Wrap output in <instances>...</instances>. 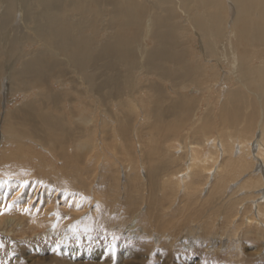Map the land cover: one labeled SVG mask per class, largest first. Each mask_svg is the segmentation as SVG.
I'll return each mask as SVG.
<instances>
[{
  "label": "bare ground",
  "instance_id": "bare-ground-1",
  "mask_svg": "<svg viewBox=\"0 0 264 264\" xmlns=\"http://www.w3.org/2000/svg\"><path fill=\"white\" fill-rule=\"evenodd\" d=\"M195 30L200 32L198 38L187 41V35ZM194 40L201 52L199 47L187 49ZM88 45L89 61L80 57V51ZM144 57L150 60V66L143 69L147 72L140 84L123 71L116 72L117 62ZM186 81L199 84L198 96L191 90L195 88L183 85ZM82 82L88 84L89 90L83 89ZM194 83L190 86L194 87ZM65 88H69L66 101L71 103L73 99L68 94L74 92L82 103L94 99L95 106L86 107L71 120L61 117L58 109L64 105L65 94L58 93ZM139 89L145 96L138 97ZM1 93L7 105L22 98L19 104L0 111V138L8 148L0 153V169L6 171L0 175V213L11 208L31 218H46L58 199H73V207L80 204L75 194L58 198L53 187H40L35 180L25 190V185L10 176L20 159L29 171L32 165L40 171L44 160L39 149L63 160L60 164L65 165L68 143L87 136L86 150L103 144L107 148L111 141L129 155V162H133L131 146L124 140L133 137L136 148L140 147L136 160L147 164V182L154 187L164 170L168 183L178 187L187 199L192 189L195 192L197 187L206 190L210 186L222 190L243 175L242 188L251 189L250 181L257 180L264 190V0H0ZM193 98H199L197 105ZM141 104L145 107L140 119L144 123L135 125L130 132L128 111ZM100 107L106 112L99 114ZM121 109L119 114L117 110ZM246 109H251L250 114ZM112 114L119 115L116 129L105 120L114 122L109 118ZM199 119V126L184 128L186 122L197 125ZM91 120L95 121L89 126ZM163 122L172 125L164 130ZM258 122L261 134L252 152ZM150 128V141L143 145V132ZM213 128L218 135L210 139ZM47 129L63 135V147L59 145L58 149L54 144L58 142H49ZM185 129L191 130L194 141L169 143L165 150L160 143H153L158 138L166 144L170 139L177 141L176 136L181 137ZM201 134L208 136L203 143L198 142ZM98 135L102 140L95 139ZM76 142L75 154L70 158L74 163L82 157L76 152L81 151ZM29 144L36 147L35 154ZM110 146L121 153L115 145ZM159 152L164 160L157 156ZM88 156L83 154L85 162L90 161ZM158 161L174 165L175 170L162 169ZM236 163L241 165L240 170ZM253 167L257 172L251 171ZM21 171L26 178L31 176V172ZM126 199L129 201L130 196ZM254 205L255 215L247 218L244 225L264 230L261 205ZM39 220H33V225L38 226ZM85 259L84 264H92L90 260L109 262L97 250Z\"/></svg>",
  "mask_w": 264,
  "mask_h": 264
},
{
  "label": "rangeland",
  "instance_id": "rangeland-1",
  "mask_svg": "<svg viewBox=\"0 0 264 264\" xmlns=\"http://www.w3.org/2000/svg\"><path fill=\"white\" fill-rule=\"evenodd\" d=\"M225 21L224 12L221 26L223 30L226 28ZM176 27L177 30L180 28V26ZM116 32L118 33V31ZM197 33L200 32L195 30V37L194 34L187 35L186 40H191L192 37L198 38ZM119 34L121 35V33ZM115 41L113 42L115 43ZM129 41L133 42L132 39ZM192 46L199 47L195 40L187 49L192 51ZM88 47L90 46L88 45L80 51V57L89 61ZM133 47L137 48L138 46L134 45ZM200 49L199 47L198 52H201ZM130 60L123 63L116 61L117 63L114 65L116 72L123 71L127 77L135 78V82L140 84L143 74L147 72L143 69H148L150 60L147 57ZM149 77L150 75L146 78ZM186 82L183 85L190 89L195 88L191 90H194V94L198 96L199 84ZM191 83H194L192 84L194 87L190 86ZM78 84L80 85V83ZM81 86L84 87V90H89L86 87L87 83L82 82ZM69 88L73 89V86H69ZM69 88H65V91L62 90L58 95L67 93ZM2 90L3 93L4 88ZM2 93L0 94L1 112L21 101L22 97H19V101L13 99V103L11 101L7 105ZM68 95L73 100L71 103L66 101L67 94H65L64 105L58 109L62 112L61 117L71 120L86 107L95 106L94 99L85 104L81 102L80 95L74 92H70ZM142 96L145 95L139 89L138 97ZM198 100L199 98H193L196 105ZM66 104L70 107L69 110H67ZM144 108L141 104L128 111L130 132H133L135 125L139 126L144 123L140 120ZM53 110L54 108H50V111ZM122 110H117V112L120 114ZM99 111V114L106 112L101 107ZM202 112L206 113L207 110L203 108ZM250 112L251 109H248L247 114ZM3 114L1 113V115ZM84 116L87 117V114ZM92 116L88 117L91 119ZM111 116L113 117L109 118L114 122L107 118L105 120L109 127L116 129L119 125L118 120V123L116 122L119 115L116 117L112 114ZM100 118L101 116L98 121ZM94 121L91 120L88 125L91 126ZM146 121L152 124L156 123L152 119ZM201 123V119L197 125L188 121L184 128H195ZM259 123L255 124L253 132L252 140L255 139L252 143L254 146L252 152L256 151L257 143L255 142L258 141L261 134ZM169 125L172 124L164 123L161 124V127L166 130ZM214 126L218 125L214 124ZM190 129H185L180 133L181 137L177 135L175 138L177 141L170 139V142L166 144V141H159L158 138L153 143H160L163 150L170 145L169 143L172 145L182 141L189 143L194 141ZM47 130L49 142L60 143H54L58 149L59 145L63 147L61 142L62 139L64 140L63 135L54 131L50 133L49 129ZM214 130L213 128L208 135L210 139H214L218 135L217 130ZM152 131L151 128L144 130L143 145H148L150 141L148 134ZM230 131L234 130L230 128ZM100 134L102 135V133ZM187 135L189 138H186ZM199 136L198 142L201 143L208 138L205 134ZM234 137L237 139L238 136ZM86 138L82 141L73 138L68 143L69 156L67 157L68 162H64L65 165L60 164L63 160H57L49 152L42 151L37 147L44 160L40 171L34 165H32V171H29L30 168H27L28 165L21 159L13 167L14 173L10 174V177L17 178L20 183L25 185V190L35 180L34 182L38 183L40 187H53L52 189L59 194L58 198L63 194L67 197L75 194V197L81 201L80 204L73 207V199L61 202L58 199L57 203L50 207L52 211L48 216H45L46 218H38V216L31 218L28 213L21 215L11 208H6L4 213H0V264H84V261H87L85 258L96 250L102 252L109 259L107 264H264V230H259L257 225H252L250 228L244 225L247 218H252V214L255 215L256 206L254 204L261 205L264 213V201L261 198L264 190L260 189L257 180L250 181L251 189L241 187L244 186L242 184L244 175L239 178L240 180H231L229 185L227 184V188L224 187L222 190L212 189L210 186L206 190L197 187L195 192L193 189V192L190 190L192 194L187 199L185 198L186 194L180 192L178 187H173L168 183L164 175L166 172L162 174L164 170L154 187L147 182L145 175L147 164L136 160L135 155H140L138 152L140 147L136 148V141L133 137L127 136L128 140H124L128 146H131L133 162H129V155L111 141L107 142V148L103 147L105 144L103 146L98 144L99 147L86 150ZM99 138L98 135L95 139L99 140ZM92 140L91 143H94V139ZM75 142L76 145H81L79 148L81 151L77 149L76 152H80L82 157L74 163L70 158L75 154ZM119 142V145L123 146L122 141L119 140ZM5 145L7 143L0 138V153L3 150H8V148L5 149ZM110 145H115L121 153L113 150ZM29 146L35 154L36 147L30 144ZM84 153L89 155V162H85L83 159ZM157 156L164 160L161 153ZM157 163L162 166V169L173 168L175 170L172 164L162 163V161ZM236 164L235 167L240 170L241 165ZM68 167L70 169H67ZM253 168L251 171L257 172L256 168H254L255 170ZM23 169L27 174L31 172L29 178L21 174ZM5 173L6 171L0 169V175ZM154 178L156 179V177ZM198 188L199 191H197ZM129 196L128 201L126 197ZM253 201H255L254 204H252ZM62 203L68 204L67 208H64ZM257 209H259L258 206ZM37 219H40L38 224L41 227L33 225V220ZM71 250L74 253L76 251V254L70 252ZM129 256L134 258L128 259ZM90 262L102 264L103 261L90 260Z\"/></svg>",
  "mask_w": 264,
  "mask_h": 264
}]
</instances>
